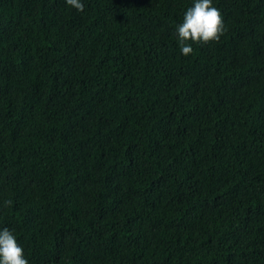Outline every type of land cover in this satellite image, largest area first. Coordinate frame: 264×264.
Segmentation results:
<instances>
[{
	"label": "trees",
	"instance_id": "trees-1",
	"mask_svg": "<svg viewBox=\"0 0 264 264\" xmlns=\"http://www.w3.org/2000/svg\"><path fill=\"white\" fill-rule=\"evenodd\" d=\"M0 264H264V0H0Z\"/></svg>",
	"mask_w": 264,
	"mask_h": 264
}]
</instances>
